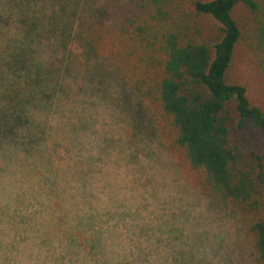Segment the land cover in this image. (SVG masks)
<instances>
[{
    "label": "clouds",
    "instance_id": "obj_1",
    "mask_svg": "<svg viewBox=\"0 0 264 264\" xmlns=\"http://www.w3.org/2000/svg\"><path fill=\"white\" fill-rule=\"evenodd\" d=\"M135 108L82 48L0 18V264H225L227 222Z\"/></svg>",
    "mask_w": 264,
    "mask_h": 264
},
{
    "label": "trees",
    "instance_id": "obj_2",
    "mask_svg": "<svg viewBox=\"0 0 264 264\" xmlns=\"http://www.w3.org/2000/svg\"><path fill=\"white\" fill-rule=\"evenodd\" d=\"M238 6L245 15L237 19ZM4 16L30 33L39 27L65 51L82 48L102 78L119 81L125 101L135 99V113L157 112L195 185L234 220L238 251L246 246L239 257L264 264V154L243 134L250 126L264 138V112L228 76L242 41L264 87V0H7Z\"/></svg>",
    "mask_w": 264,
    "mask_h": 264
},
{
    "label": "rangeland",
    "instance_id": "obj_3",
    "mask_svg": "<svg viewBox=\"0 0 264 264\" xmlns=\"http://www.w3.org/2000/svg\"><path fill=\"white\" fill-rule=\"evenodd\" d=\"M244 15V9L238 6L234 13V17L238 19L239 16ZM203 28L206 29L207 33L213 31L214 22L207 18L205 24H203ZM256 63L257 57L253 55V53L249 52L245 44L240 41L234 48L232 61L228 70V76L230 79L243 84L246 87V93L250 102L259 105L264 112V87L262 85L263 78ZM114 82L119 85V81ZM150 106L152 110L155 109L154 105ZM141 112L142 113L140 114L134 113V121L137 129L144 131L154 139L160 140L166 147L167 151L175 158L178 167L195 184L196 172L188 166L181 150L179 148H171L168 145L167 139L163 137L160 125L161 119L158 113L149 111L148 107H142ZM243 134L247 137H250L252 139L250 143L254 145V147L257 148L261 154H264V138L258 135V133L250 126H246L244 128ZM222 218L227 222L228 228L230 230V236L232 237V244L227 253L225 264H245V262H248V259L246 258V256L245 258L239 257V253L243 250V242H240L241 251H238L239 244L235 240V233L233 228L234 220L227 217ZM243 255H246V246L243 250Z\"/></svg>",
    "mask_w": 264,
    "mask_h": 264
}]
</instances>
